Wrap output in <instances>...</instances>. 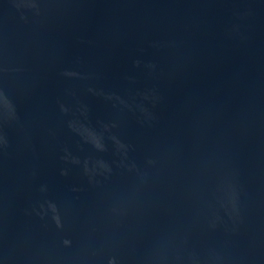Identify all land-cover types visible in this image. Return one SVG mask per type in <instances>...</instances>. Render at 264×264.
<instances>
[{"label":"water","instance_id":"water-1","mask_svg":"<svg viewBox=\"0 0 264 264\" xmlns=\"http://www.w3.org/2000/svg\"><path fill=\"white\" fill-rule=\"evenodd\" d=\"M0 264H264V0H0Z\"/></svg>","mask_w":264,"mask_h":264}]
</instances>
